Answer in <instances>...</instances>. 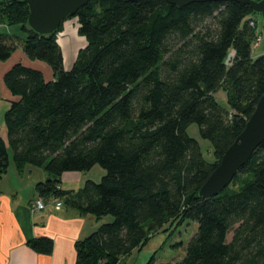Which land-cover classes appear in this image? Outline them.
<instances>
[{"label": "trees", "instance_id": "16d2710c", "mask_svg": "<svg viewBox=\"0 0 264 264\" xmlns=\"http://www.w3.org/2000/svg\"><path fill=\"white\" fill-rule=\"evenodd\" d=\"M27 16L25 4L0 2V21L18 30L0 33V63L19 46L52 78L21 62L4 73L10 100L0 178L11 151L18 172L29 166L46 173L35 185L38 197L96 220L112 217L75 243V264H119L176 221L194 223L196 232L175 264H264V142L222 192L197 197L264 93V54L252 56L258 32L250 7L90 0L71 17L86 45L69 70L57 43L62 25L39 36ZM219 91L226 106L215 99ZM191 125L209 142L213 162L188 135ZM95 166L104 170L100 182L59 188L64 173ZM28 246L50 255L53 241Z\"/></svg>", "mask_w": 264, "mask_h": 264}, {"label": "crops", "instance_id": "0c3cea01", "mask_svg": "<svg viewBox=\"0 0 264 264\" xmlns=\"http://www.w3.org/2000/svg\"><path fill=\"white\" fill-rule=\"evenodd\" d=\"M0 33L18 35V30L16 27L6 28L0 25ZM58 39L57 37L60 45ZM61 50L64 57L65 50L62 47ZM15 54H18L20 62L25 66L42 73L44 71L47 80L52 78L50 69L45 65L41 66V62L29 61L22 52L16 51L9 60L0 63V100L3 104L7 103V108L10 95L2 78L4 73L16 63L5 66ZM72 64L73 62L68 65L64 63L65 70H69ZM3 107L5 106L1 105V108ZM0 137L6 139L4 125H0ZM33 168L26 166L18 172L13 164V171L8 173L7 170V173L0 178V264H75V243L94 232L99 226V220L91 215L80 214L65 204L60 210H56L52 205L47 206L43 211L33 209V201L38 199L35 185L47 179L46 173L41 168ZM88 172L64 173L59 188L63 191L79 190L87 179L91 178ZM95 177L94 180L98 181L99 173H96ZM38 238L53 241L50 255L39 254L29 248V241Z\"/></svg>", "mask_w": 264, "mask_h": 264}, {"label": "water", "instance_id": "95a60500", "mask_svg": "<svg viewBox=\"0 0 264 264\" xmlns=\"http://www.w3.org/2000/svg\"><path fill=\"white\" fill-rule=\"evenodd\" d=\"M10 0H0L5 2ZM26 5L27 27L39 36H48L57 32L59 26L85 6L90 0H16ZM130 3L135 0H115ZM170 5L182 8L192 3L234 2L248 5L255 15L264 13V0H164ZM231 58V55L230 57ZM264 142V93L258 99L254 111L246 121L243 130L237 135L232 145L222 155L219 164L207 181L199 188L198 198L218 195L232 181L244 166L253 151Z\"/></svg>", "mask_w": 264, "mask_h": 264}, {"label": "rangeland", "instance_id": "374dc122", "mask_svg": "<svg viewBox=\"0 0 264 264\" xmlns=\"http://www.w3.org/2000/svg\"><path fill=\"white\" fill-rule=\"evenodd\" d=\"M255 20L257 25L255 28L257 32L261 36V42L259 47L252 51V56L256 57L259 54H264V16L255 15ZM0 25L6 28H15L17 26H8L6 22L0 21ZM61 31L58 32L57 37L59 38L60 48L65 50L64 54V63L66 65L71 64L76 59L78 52L84 48L86 45V41L84 37H81L78 34V25L75 18H69L65 22H63ZM20 35V34H19ZM255 35H257L255 33ZM58 43V42H57ZM59 44V43H58ZM18 53L22 52L21 47L18 46ZM15 54L9 63L20 62V58ZM40 63V62H39ZM4 64V63H3ZM49 67L41 62V66ZM3 66V67H5ZM44 73V71H43ZM46 76V74L44 73ZM215 99L221 106H226V98L225 94L222 91H219L215 94ZM2 106H5L1 108ZM7 109V103H1L0 100V125H3V115L5 110ZM187 133L191 138H194L198 141L203 157L209 163L214 161V156L212 152V148L208 141L201 139L198 133V127L196 125H191L187 129ZM9 161L10 165L8 167V173L13 171V161H12V153L9 151ZM28 168V166H27ZM33 168V167H31ZM33 169H38L34 167ZM99 173L98 181L94 179L95 174ZM90 174L91 178L87 180L93 182H100L101 177L104 175V170L100 167L95 166L91 171L87 173ZM235 187L238 188L237 183H235ZM38 197V196H37ZM40 198V197H39ZM43 201H48V199L40 198ZM61 201V206L56 207V204L47 203V206H53L56 210H60L63 206V202ZM50 202V201H49ZM34 209V208H33ZM112 220L111 216H104L99 220V225L103 223L110 222ZM196 232V225L191 222H180L176 221L171 224H166L162 230H159L156 234L150 235L146 244H144L141 248L132 251L129 255L121 258L119 264H146L149 260L153 259V264H175L180 261L185 255V248L190 240V238ZM231 234L228 235L227 240L229 241Z\"/></svg>", "mask_w": 264, "mask_h": 264}, {"label": "built area", "instance_id": "2783aa9c", "mask_svg": "<svg viewBox=\"0 0 264 264\" xmlns=\"http://www.w3.org/2000/svg\"><path fill=\"white\" fill-rule=\"evenodd\" d=\"M257 35H255L254 41L252 43V49L253 51H255V49L257 47H259V44L261 42V36L259 33H256ZM50 201V202H49ZM47 203H51V204H56V207H60L61 206V201L58 199H49L48 201H43L42 199H40L38 197V199H35L33 201V208L37 211H43L46 207H47Z\"/></svg>", "mask_w": 264, "mask_h": 264}]
</instances>
